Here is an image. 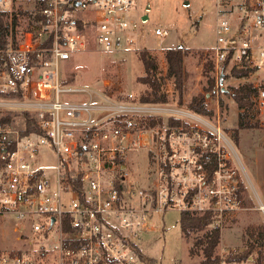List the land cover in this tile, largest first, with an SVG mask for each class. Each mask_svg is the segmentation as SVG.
<instances>
[{"label":"built area","instance_id":"obj_1","mask_svg":"<svg viewBox=\"0 0 264 264\" xmlns=\"http://www.w3.org/2000/svg\"><path fill=\"white\" fill-rule=\"evenodd\" d=\"M41 1L37 19L15 31L9 15L14 0H0V114L25 113L40 130L25 134L24 124L0 122V219L29 220L34 232L52 242V255L41 246L50 264H143L141 235L168 210L210 212V228L222 229L243 209L248 189L219 110L211 119L65 83L71 74L62 65L68 67L90 44L101 53L137 48L136 0ZM216 4L217 74L264 71V0ZM155 33L169 35L159 28ZM250 85V121L264 129V75ZM150 115L182 123L140 128ZM141 149L148 152L149 171L137 186L127 183L126 169L128 156ZM50 153L52 165L44 163ZM9 263L36 264L29 254L0 255V264Z\"/></svg>","mask_w":264,"mask_h":264},{"label":"rangeland","instance_id":"obj_2","mask_svg":"<svg viewBox=\"0 0 264 264\" xmlns=\"http://www.w3.org/2000/svg\"><path fill=\"white\" fill-rule=\"evenodd\" d=\"M36 1L14 0V7L9 15L12 18L20 10L33 11ZM132 13L138 26V44L135 50L101 53L90 44L87 51L77 54L74 60L69 62L68 67L62 65V70L71 74L73 81L81 86L103 93L112 92L111 97L118 101H131L134 95L144 88L136 81L145 70L143 63L138 59L140 51L147 50L156 54L159 68L163 72L167 70L164 59L166 50L180 48L185 52L183 104L178 106L172 103V100L169 106L184 110L188 108L193 97L203 95L208 110L213 111V114L205 115L212 119L219 110L222 129L228 134L246 170L248 194H244V207L224 221L221 243L217 249L223 259L222 264H238L227 262L226 256L246 249L247 230L251 225H264V212L259 210L261 203L264 204V129L256 126L239 130V114L242 110L232 93L235 89L256 81L264 75V71H258L248 78L225 75L226 91H222L221 72L217 74L213 61V50L217 45V25L220 22L216 0H136ZM7 15H4L3 19L7 20ZM31 19L22 17L19 30L26 27ZM158 28L167 30L169 35H156ZM212 63L214 69L210 68ZM226 72L229 74V68ZM213 78L215 86L210 89V79ZM219 86L221 91L218 92ZM167 88L172 95V82ZM44 163H55L52 153L46 155ZM148 171L146 149L128 156L127 183L144 185ZM181 216L182 212L179 210H168L154 218V229L141 235L140 247L147 258L143 264H198L201 257L192 256L190 248L194 236L201 235L202 232L190 239L184 238L180 224ZM38 219L41 220L39 217ZM20 236L24 237L19 240ZM42 245L52 255V242L42 233L34 232L29 220L20 224L14 215L0 219V253L22 252L32 256L36 264H50L52 259L45 260V256H42ZM257 251L260 250H255L249 261L239 264H264V248L261 249V261L258 260Z\"/></svg>","mask_w":264,"mask_h":264},{"label":"trees","instance_id":"obj_3","mask_svg":"<svg viewBox=\"0 0 264 264\" xmlns=\"http://www.w3.org/2000/svg\"><path fill=\"white\" fill-rule=\"evenodd\" d=\"M43 7L41 0H37L33 11L20 10L14 14L13 27L17 31L18 27L22 26V17H34L35 13L40 11ZM184 57L185 52L178 48H170L164 52V59L167 63V70L163 72L159 68V61L156 54L151 53L147 50L140 51L138 59L144 65V74L137 77L136 81L144 86L140 92L131 99L132 103H140L147 105H162L169 106L170 102L180 106L183 104L184 94V81H185V70H184ZM214 69V64L211 67ZM211 69V70H212ZM225 70V67H222ZM253 69L237 70L234 69L231 75L235 78H248L251 76ZM172 82L173 89L172 95L168 90L169 83ZM65 83H75L72 75L68 77ZM215 86V79H210V89ZM221 90V89H220ZM254 89L250 84L244 85L238 89H235L232 96L242 112L239 114L238 127L239 130L249 129L250 127H256L250 122V97L253 94ZM108 96H112V92L105 91ZM123 101V99H120ZM198 115L213 114V111L208 110L205 97L202 95L195 96L189 102L188 108ZM0 122L7 124H24V133L28 134L31 132L40 133V130L34 120L28 117L25 113L17 111H7L5 114H0ZM182 123L180 118L173 116H148L143 118L139 124L140 128H151L158 125L165 126L179 125ZM239 133V132H238ZM236 133V136L238 135ZM264 146V144H263ZM212 223V213L208 212L202 216H196L188 212H182L181 216V228L184 238L190 239L195 234L202 232L201 235L194 236L192 246L190 248V254L192 256H200L201 260L198 264H222V258L217 252L218 246L221 243L222 232L221 229L210 228ZM248 244L244 251H238L234 254L226 256L227 262L243 263L249 261L255 250L259 253V259L262 260L261 249L264 248V225H251L247 230ZM23 254L22 252H18ZM2 255V253H0Z\"/></svg>","mask_w":264,"mask_h":264},{"label":"water","instance_id":"obj_4","mask_svg":"<svg viewBox=\"0 0 264 264\" xmlns=\"http://www.w3.org/2000/svg\"><path fill=\"white\" fill-rule=\"evenodd\" d=\"M224 79H225V73L224 72H221V75H220V85H221L222 91H226V89L224 87ZM125 168H126V165L122 166V169L123 170H125ZM54 223H55V218L52 219L51 225H53Z\"/></svg>","mask_w":264,"mask_h":264}]
</instances>
